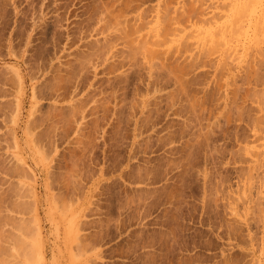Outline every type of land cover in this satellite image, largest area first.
<instances>
[{"label": "rangeland", "instance_id": "obj_1", "mask_svg": "<svg viewBox=\"0 0 264 264\" xmlns=\"http://www.w3.org/2000/svg\"><path fill=\"white\" fill-rule=\"evenodd\" d=\"M0 264H264V0H0Z\"/></svg>", "mask_w": 264, "mask_h": 264}]
</instances>
